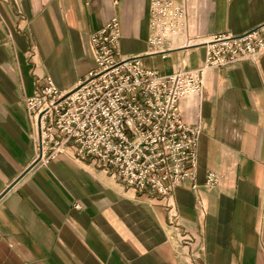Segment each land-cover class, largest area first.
Returning a JSON list of instances; mask_svg holds the SVG:
<instances>
[{"label":"crops","instance_id":"0c3cea01","mask_svg":"<svg viewBox=\"0 0 264 264\" xmlns=\"http://www.w3.org/2000/svg\"><path fill=\"white\" fill-rule=\"evenodd\" d=\"M176 1L188 30L161 53L149 45L150 0H0V196L17 182L0 199V264H264V53L209 69L181 101L202 129L196 189L137 191L73 148L31 168L41 155L25 99L47 77L61 90L85 79L91 34L112 17L118 57L164 74L202 66L213 36L264 24V0ZM210 170L220 182L208 187Z\"/></svg>","mask_w":264,"mask_h":264},{"label":"built area","instance_id":"2783aa9c","mask_svg":"<svg viewBox=\"0 0 264 264\" xmlns=\"http://www.w3.org/2000/svg\"><path fill=\"white\" fill-rule=\"evenodd\" d=\"M150 29L151 49L166 52L172 36L188 30L187 6L150 0ZM122 35L121 21L114 16L91 34L96 68L85 79L61 90L47 77L25 99L38 129L40 162L47 164L73 148L137 191L171 198L184 181L196 189L202 129L187 123L181 101L203 91L209 69L264 53V24L241 35L213 36L202 66L172 74L146 68L139 56L119 58ZM219 182L217 172L206 173V186Z\"/></svg>","mask_w":264,"mask_h":264},{"label":"water","instance_id":"95a60500","mask_svg":"<svg viewBox=\"0 0 264 264\" xmlns=\"http://www.w3.org/2000/svg\"><path fill=\"white\" fill-rule=\"evenodd\" d=\"M40 160H41V157H39L35 162H34V164H33V166L31 167V168H33L35 165H37L39 162H40ZM30 168V169H31ZM29 171V170H28ZM23 177V176H22ZM15 183H17V182H15ZM15 183L9 188V189H11L14 185H15ZM9 189L8 190H6V192H4L1 196H0V199L9 191Z\"/></svg>","mask_w":264,"mask_h":264},{"label":"rangeland","instance_id":"374dc122","mask_svg":"<svg viewBox=\"0 0 264 264\" xmlns=\"http://www.w3.org/2000/svg\"><path fill=\"white\" fill-rule=\"evenodd\" d=\"M205 80H206V77H205ZM114 173V172H113ZM115 174V173H114ZM115 176L117 177V178H119L116 174H115Z\"/></svg>","mask_w":264,"mask_h":264}]
</instances>
